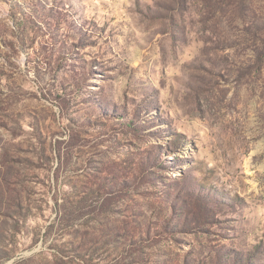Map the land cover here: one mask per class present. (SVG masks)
I'll list each match as a JSON object with an SVG mask.
<instances>
[{"label":"rangeland","instance_id":"obj_1","mask_svg":"<svg viewBox=\"0 0 264 264\" xmlns=\"http://www.w3.org/2000/svg\"><path fill=\"white\" fill-rule=\"evenodd\" d=\"M0 264H264V0H0Z\"/></svg>","mask_w":264,"mask_h":264}]
</instances>
